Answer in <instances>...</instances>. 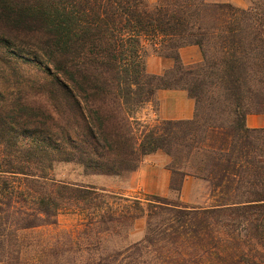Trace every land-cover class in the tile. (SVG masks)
I'll return each mask as SVG.
<instances>
[{
	"label": "trees",
	"instance_id": "16d2710c",
	"mask_svg": "<svg viewBox=\"0 0 264 264\" xmlns=\"http://www.w3.org/2000/svg\"><path fill=\"white\" fill-rule=\"evenodd\" d=\"M186 46L199 64L181 63ZM148 49L173 66L148 75ZM159 90L184 91L193 118L138 117ZM248 114H264V0H0V264H264V128ZM156 152L180 177L171 191L192 176L215 205L53 175L71 165L128 181ZM62 214L83 229L39 231ZM141 218L144 238L106 256L90 238Z\"/></svg>",
	"mask_w": 264,
	"mask_h": 264
},
{
	"label": "rangeland",
	"instance_id": "374dc122",
	"mask_svg": "<svg viewBox=\"0 0 264 264\" xmlns=\"http://www.w3.org/2000/svg\"><path fill=\"white\" fill-rule=\"evenodd\" d=\"M149 5H153L156 3V0H146ZM208 4L214 3H229L238 8H247L250 4L257 0H204ZM150 49L147 50V54L151 53ZM173 66V63H172ZM171 66V67H172ZM143 110H141L138 117L142 118ZM147 121L153 122L154 120ZM161 155H165L162 152H156ZM153 153V154H156ZM152 155V154H150ZM167 156V155H165ZM147 157V156H146ZM168 157V156H167ZM169 161L167 162V166L170 164L171 160L168 157ZM145 160V158L143 159ZM155 156H153L151 160V164H160ZM170 175L169 180V193L166 196H159L155 194H151L149 192V183L141 182L138 180L126 181L120 180L112 177L106 176H92V177H84L81 173V170L78 167L71 165H58L54 170V177L56 180H64L69 182H84L86 184H91L96 188L104 189L118 195L124 197H138L145 198V195H155L159 197L167 198L173 203H181L183 206L188 208H196V209H208L215 205V194H212L208 184L205 181H202L198 178L187 176L184 180L188 179L190 184L187 185L186 190L182 194V190L180 188L179 192L171 191V181L175 179L174 185H178V181L180 179L179 176L173 178L171 172L168 170ZM183 180V181H184ZM181 183V187L183 184ZM81 221L78 217L62 214L57 218V225L55 227H46L42 228L39 231L47 234H54L57 231L63 230H73L79 229L80 231L83 229V225L80 224ZM145 218L138 219L133 222L131 228L127 232L124 231V228H121L119 225H113L110 227L107 224L98 226L95 228L92 233H90V238L99 243L100 251L105 253V256L111 254L113 251H117L126 245H130L136 242L141 241L144 238L145 234ZM109 229L108 231H106Z\"/></svg>",
	"mask_w": 264,
	"mask_h": 264
},
{
	"label": "crops",
	"instance_id": "0c3cea01",
	"mask_svg": "<svg viewBox=\"0 0 264 264\" xmlns=\"http://www.w3.org/2000/svg\"><path fill=\"white\" fill-rule=\"evenodd\" d=\"M179 58L184 66H193L201 62V54L196 46H186L179 49ZM172 62L156 54L148 53L145 57V72L148 75L159 76L170 69ZM195 113V104L184 91L181 90H159L155 94L154 102L147 104L142 113L143 119L185 121L191 120ZM245 125L249 129L264 128V114H248ZM155 156L160 164H151ZM168 157L159 153L145 157L136 172L129 181L138 180L149 183L151 194L166 196L169 193L170 175L166 169ZM190 184L188 179L183 181L182 194Z\"/></svg>",
	"mask_w": 264,
	"mask_h": 264
}]
</instances>
